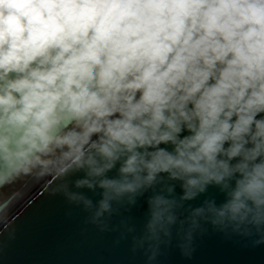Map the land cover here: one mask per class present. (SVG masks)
Returning <instances> with one entry per match:
<instances>
[{"label":"clouds","instance_id":"obj_1","mask_svg":"<svg viewBox=\"0 0 264 264\" xmlns=\"http://www.w3.org/2000/svg\"><path fill=\"white\" fill-rule=\"evenodd\" d=\"M25 178L143 264L264 245V0H0V184Z\"/></svg>","mask_w":264,"mask_h":264},{"label":"water","instance_id":"obj_2","mask_svg":"<svg viewBox=\"0 0 264 264\" xmlns=\"http://www.w3.org/2000/svg\"><path fill=\"white\" fill-rule=\"evenodd\" d=\"M69 208L71 216L66 215ZM143 210L137 207L132 215L139 219ZM85 216L62 195H49L42 182L0 223V264H143L142 256H132L127 241L115 244L117 233H99L83 223ZM159 264H264V245L243 247L210 234L191 259L172 249Z\"/></svg>","mask_w":264,"mask_h":264},{"label":"bare ground","instance_id":"obj_3","mask_svg":"<svg viewBox=\"0 0 264 264\" xmlns=\"http://www.w3.org/2000/svg\"><path fill=\"white\" fill-rule=\"evenodd\" d=\"M40 184L31 185L30 183H26V178L15 180L9 184H0V206L7 205L8 215L12 209L14 210L15 207L18 206L17 204H19V202H23L26 197L30 196L33 190L40 186ZM4 190H6V192H4ZM6 217L0 219V223H2Z\"/></svg>","mask_w":264,"mask_h":264},{"label":"rangeland","instance_id":"obj_4","mask_svg":"<svg viewBox=\"0 0 264 264\" xmlns=\"http://www.w3.org/2000/svg\"><path fill=\"white\" fill-rule=\"evenodd\" d=\"M14 181H15V180H14ZM14 181H11V182H14ZM11 182H9V183H11ZM9 183H8V184H9ZM35 187H36V186H35ZM4 192H6V190H4ZM23 199H24V198H23ZM21 202H22V201H21ZM21 202H19V204H20ZM19 204H17V205H19ZM16 207H17V206H16ZM16 207H15V208H16ZM12 210H13V209H12ZM12 210H11V211H12ZM11 211H10V212H11ZM10 212H9V213H10Z\"/></svg>","mask_w":264,"mask_h":264}]
</instances>
